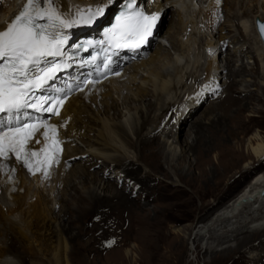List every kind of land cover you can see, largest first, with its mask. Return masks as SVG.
Here are the masks:
<instances>
[{
  "label": "bare ground",
  "instance_id": "bare-ground-1",
  "mask_svg": "<svg viewBox=\"0 0 264 264\" xmlns=\"http://www.w3.org/2000/svg\"><path fill=\"white\" fill-rule=\"evenodd\" d=\"M124 1L116 0V3L106 11V15L98 22L111 18ZM253 1L255 5L253 4L252 6L250 2L247 10L241 15L237 13V8L240 5L239 0H226L224 7L228 9L229 17H231V12H234L231 18L237 21L248 15L252 9L261 8L260 11L255 13L252 22L254 34L259 40L260 36L258 37L259 34L257 35L255 30V21L256 19L264 20V3L260 4V0ZM57 3L61 6L62 11L75 15L78 8L88 9L96 7L98 0H73L72 2L70 0H57ZM158 3H160L162 11H156L155 7L152 8L151 5H148L146 11L159 13L162 18L161 23H163L167 18L166 10H164L161 2ZM179 3L181 5L184 4L183 0H178L174 4L178 5ZM24 5L25 0L21 8H19V0H0V29H4L22 10ZM183 6L185 7V5ZM183 6L181 7L183 8ZM215 14H217V11ZM172 15L168 31L164 33L163 37L158 38L164 40L167 46L175 51L174 56L169 55L165 48L167 46L160 44L156 38L158 45H156L154 51L140 59V61L129 65L127 68L128 72L124 75L112 78L102 85L90 86L85 92L71 98L66 104L62 115L71 117L66 137L74 138V141L67 145L65 152V158H68L67 162L63 161L60 168L52 169L47 177L42 175L31 176L26 169L20 168L14 162L0 163V264H73L71 255H73L74 249L71 241L75 236H72L71 240H69L66 233L69 231L70 226H62L61 223L57 224L58 220L66 218V213L64 212L60 215L61 217L58 216L56 218L54 211L57 207L60 208L62 206L65 208L64 204L67 203L65 200L68 198L67 190L69 189H73L75 192L72 199H70L72 204L69 210L78 212L79 216L94 211L92 203L100 202V200L124 201L123 191L120 190V187L126 183L123 179L119 183H110L111 181L108 179L110 169H115L117 176L121 172L124 175L130 172L132 174L130 176L138 183V190L143 191L147 176L140 178L136 174L139 171V167L136 165L139 157H132L129 149H133L135 155H155V161L157 162L163 157L169 161L173 155L172 160L178 162L179 158H176L174 156L176 154L173 152L176 150H171L174 143H177L181 147L183 155H193L194 157L193 163L192 161L190 162L191 164L189 163L188 172L193 175L196 170H199L200 177L205 178L208 188H210L209 182L211 178L224 174L222 172L225 170L224 168L222 171L218 166L207 170L206 166L208 164L211 165V160L209 159L211 155L217 152L230 154L232 155V157L230 156L231 159L224 158V165H240V162H242L240 160L242 159H238V161L233 159L236 156V152L230 146L231 141H228L227 138L225 139L221 134L210 139H205L203 135L204 130H211L216 128L219 123L222 124L221 117H218V115L212 116L219 111L220 105L224 107L228 103L234 104L235 109L229 110L230 107L228 106L229 108H226L222 118H230L232 127L236 125L241 129L243 127L248 129L246 125L244 126L243 115L246 110L245 101L247 100L248 105H253L252 91L249 90V86L242 91L235 89V87L233 89V86L239 83L236 80L239 77L243 78L241 83L250 84L251 81H245L244 79L246 75L249 74L250 78H255L254 76H257L259 72L250 73L245 68L237 70L231 68L233 62L236 61L233 58L234 56H232L234 51L231 49V45L233 47V44L238 45L240 40L242 42L247 40V28L243 26L244 30L241 31L240 38L231 37L230 34H225L228 29L226 24L232 22L231 20L228 21L226 19L225 22H227L220 24L216 31L213 23L209 21V13L201 10L195 18L196 21L191 19V25L194 26L195 32L184 41L186 26L183 22L182 14L174 12ZM197 18L200 19L202 24L204 21V25L207 28L206 35L211 37L210 42L208 40L205 41L203 34L199 35V32H197L199 29ZM205 20L208 21L207 24H205ZM96 24L93 26L74 27L70 30V35L75 36L76 34L87 33L89 32L87 28H94ZM260 40L259 42L261 43ZM221 41H223L222 44H220ZM196 44H199V47L206 45V48L209 44L214 48L219 47L220 54H224V48L230 47L229 50L232 53H226L228 58L222 62L219 60L217 67L213 66L211 60L204 69L206 62L200 65L198 59L192 61L190 57L195 51ZM248 53L246 52V54ZM184 72V76L179 77ZM223 72L227 73L226 77L222 76ZM209 76H212V81H218L214 88L210 87ZM261 76L264 77V72ZM223 78L227 79L224 85L221 84ZM190 82L194 83V86L196 85L194 89H196L197 93L190 98H184L181 95H184L189 89L190 93L194 90L193 87L190 88ZM200 86L202 87L199 88ZM225 89L227 95L231 93L228 98L224 100V97L222 98L221 96L224 101L220 102V100V103L213 106L207 105L205 111H202L196 121L190 125V134L184 141L177 139L175 126L173 127L174 130L168 135L173 137V142L170 144L169 141H161L159 133L164 130L162 123L164 120L169 121L171 119L175 104L179 100L187 99L185 108L190 109V113L200 109L208 97L216 100ZM209 90L213 92L208 93L207 91ZM173 91L176 92L175 98L177 99L174 100L172 98L169 101V95ZM246 93L250 94V97L243 98ZM181 97L182 99H180ZM257 98V100H263L264 102V99L259 94ZM212 99L211 102L214 101ZM153 107L152 114L151 110ZM180 115L182 116L183 112H180ZM163 116L164 118H162ZM189 116L188 114L185 115L184 122ZM148 126H150V129L145 133L144 131L147 130ZM129 130H133L132 132L137 137L136 142L131 141L129 133L131 131ZM91 133L94 134L93 137L90 136ZM232 134V137L236 136V133ZM230 140H232L231 136ZM78 142L85 145L86 149L83 148L84 146H80ZM74 143L77 145L72 147ZM248 145L250 147L249 151L251 150L250 152H252L256 162L262 161L264 159V139L258 132L250 137ZM218 156L222 157L223 155ZM187 157L185 158L187 159ZM75 161H80V163L75 165L73 164ZM249 164L252 163L250 161L246 162L242 168L244 172L239 169L238 174L248 172L250 169ZM99 165H104L103 169H99L98 173H92L91 170ZM175 166L176 163L174 164ZM160 167L158 163V168ZM132 171L135 173H132ZM256 178V182L254 181L255 183L246 191L247 193H243L244 195L229 207L220 209L222 201L232 195L242 185L243 180L235 181L217 204L211 207L210 203L207 204L209 210L205 212L203 222L198 223L192 229L188 239L189 241L193 240L192 246L195 248L197 258L201 256L199 249L204 242L207 245L205 248L206 254L212 257L210 264L243 263L245 259L243 256H238L236 258L237 261L233 260V256L237 255V253L248 251L249 248L256 246L258 242L264 246V234H262L264 232V196L262 197L261 195V191L264 190V177L258 175ZM62 185L63 188L61 187ZM64 185H66V188H64ZM214 191L215 189H213ZM103 192L104 194H102ZM219 192L221 193V191ZM53 196L54 200L51 199ZM143 207L139 206V209H143ZM218 210L220 211L214 218L207 220L212 213ZM145 217L146 222L149 224L151 222L150 218L147 219V216ZM54 224L57 226L55 230L51 228ZM151 227L153 225H149V228ZM54 234H56V240L53 242L52 236ZM175 234H180V232H175ZM121 239L117 237L105 238V243L122 242ZM183 241H180L177 247H181L184 243ZM17 245H19V248H15ZM132 251L112 250L107 253V256L110 257L108 259L109 264H125V260L121 255L124 253L130 259L133 255ZM22 256H26V260ZM84 262L85 264H91L87 260ZM252 263L264 264V250L258 258H254Z\"/></svg>",
  "mask_w": 264,
  "mask_h": 264
},
{
  "label": "rangeland",
  "instance_id": "rangeland-1",
  "mask_svg": "<svg viewBox=\"0 0 264 264\" xmlns=\"http://www.w3.org/2000/svg\"><path fill=\"white\" fill-rule=\"evenodd\" d=\"M70 1L72 2L73 0ZM250 2L253 6V0H239L240 5L237 8V13L241 15L243 12H245ZM260 2V4H262L264 3V0H260ZM164 10H166L165 12L167 18L162 23L161 31L159 33L161 34V36H157L156 38L164 36V33H166L170 27V20L173 16L172 14H174V12H178L176 8ZM224 10L226 19L228 21H232L226 24L227 28L229 29V31L228 29L227 31H225L226 35L230 34L231 37L235 36L237 39L240 38V33L244 30L243 26L247 28L248 32V37L245 42H242V40H240V42L238 41V45L233 44L234 48L231 45V49L234 51L233 53L230 52V47H226L223 50L224 53H232V56H234L233 58L236 60L235 62H233V65H231V68H235L234 70L245 68L247 69V72L253 73L254 71H258L259 74L257 76H254L255 78H250L249 74L246 75L244 79L245 81H251L250 84L241 83V81H243V78L239 77L236 79L237 81H239V83L233 86V89L235 87V89H239V91H242L249 86V90L252 91L251 96L254 100L253 105H248V102L246 100V110L244 111L243 115L244 126L246 125L248 129H246L245 127L241 129L236 125L232 127V120L230 118H222V115L224 114L226 108L230 107L229 110L235 109L234 104L228 103L224 107L220 105L219 111L212 116L214 117L218 115V117H221L222 124L219 123L216 128H212L211 130H204L205 132L203 136L205 139H210L216 136H220L221 134V136H223L225 139L227 138L228 141H231L230 146H232L236 152V156L233 159H235L236 161H238V159H242L240 160L242 162H240V165L227 166L224 165V161L225 159H231L232 155L224 154V152H217L216 154L211 155L209 158L211 160V165L208 164L206 166L207 170L216 168V166H218L222 171L224 170V168L225 170L222 172L224 174L216 175L217 177L215 176V178H211V181L209 182L210 188H208L205 178L200 177L199 170H196L193 175L188 172L189 165L191 164L190 162L192 161L193 163L194 157L193 155H183L181 153V147L178 146L177 143H174V145L171 147V150H176L173 152L176 154L174 156L176 158H179L178 162L172 160L173 155L170 157L169 161H167L166 158L162 156L163 158L159 159V161L157 162L155 161V155H135L134 150L129 149L132 157H139L138 161L136 162V165L139 167V171L136 174L140 178L142 176L145 177V175L147 176V182L143 185V191L138 190V183L130 176L132 175L130 174V172H127L126 175L121 172V174L117 176L115 169H112L108 172V179H110L111 181L110 183H119L122 179L126 183L125 185H121L120 187V190L123 191L124 201L114 202L110 199L100 200V202L92 203L94 211L79 216L78 212L69 210L70 205L72 204V202H70V199H72V196L75 194L73 189H69L67 190L69 200L68 198L67 200H65V202H67L64 204L65 208H63L62 206L60 208L57 207V209H55L54 211V216L56 218H58V216L62 215L64 212L66 213V218L58 220L57 224L61 223L62 226H70L69 231L66 233L69 240H71L72 236H75V238L71 241L72 247L74 249L73 255H71L73 264H85V260L89 261L91 264H109L108 259L110 257L107 256V253L111 252L114 249H122L123 251L133 250V255L130 259L127 258L124 253L121 255L125 260V264H210L212 257L211 255L206 254L205 248L207 245H205V242L199 249V251L201 252V256L200 258H197L195 254V248L192 246L193 240H188L192 229L198 223L203 222L202 220L205 216V212L209 210L207 204L210 203V207L217 204L220 201V198L226 195L230 186H233L235 181L243 180V182L241 183L242 185L232 195L222 201L223 204L221 203L222 207L220 209L229 207L232 203L239 200L242 195L247 193L246 191L249 190L251 186L256 182V177L258 175H260V177H264V159L260 162H256L255 157L252 155V152H250L251 150L249 151L250 147L248 145V140L250 139V137L257 132L264 139V102L263 100H257L258 94L262 99H264V77L261 76V74L264 72V44L262 43L260 38L259 40L261 41V43L256 38L257 36L254 34V25L252 23L255 13L257 11H260L261 8H256L255 10L252 9L248 13V15L244 16L239 21L231 18L232 13L234 12H231V17H229L228 9L224 7ZM190 13V15L193 14L191 16L192 21H196L195 16H197L199 13L193 10ZM184 19L187 18L184 17ZM189 22L192 23L191 20ZM184 24L187 28L188 22H184ZM255 30L258 35L256 24ZM206 34V32L205 34H203V38L205 41L208 40V42H210L211 37ZM155 45L151 49L150 53L154 51ZM241 45L243 46V48H245L244 50ZM165 48L166 52L169 55L171 54L172 56H174L175 51L172 48H170L169 46ZM194 50V53H192V56H190L191 60L193 61L198 59L200 65L203 64V62L207 63V61H205L203 58L202 59L204 61L201 60V55L198 53L197 49L195 48ZM246 52L252 53L246 54ZM227 58L228 55L220 60L222 62ZM207 65L205 64L204 69L207 67ZM184 74L185 72L182 76L179 77H183ZM226 75L227 73L223 72L222 76L226 77ZM225 79L226 78L222 79L221 84H226L227 79ZM195 86L194 83H191L190 88L193 87L194 89ZM201 87L202 86H200L199 88ZM196 93L197 91L196 89H194L190 94H188L186 98H190ZM226 93L227 92L225 89L224 92L219 96L220 98L218 97L216 100L212 99L211 97V99L214 100L213 102H211V99L208 97V99L205 101V104L200 109L190 113V109L188 110L184 105L181 111L183 112V115L181 116L179 114L175 118L174 122L177 139L179 138V140L184 141L190 134V125L196 121V118L201 115L202 111H205L207 105L213 106L222 102L223 99L226 100L231 94L230 93L227 95ZM224 94L226 95L224 96ZM181 96L183 97V95ZM221 96L222 98H224L222 99ZM175 97L176 92L173 91L171 95H169V101L172 98L176 100L177 98ZM182 97L180 99H182ZM245 97H250V94H244L243 98ZM153 110L154 107L151 110L152 114ZM186 114L190 115V118L188 117L186 122H184V117ZM174 126H167L166 128L164 127V130L159 133V138H161V141H169L170 144L173 142V137L168 135L174 130ZM149 129L150 126H148L147 130H145L144 132L146 133ZM129 131H131L129 132L131 141L136 142L137 137L132 132L133 130ZM232 133H236V136L232 137ZM91 134L90 136L93 137L94 134ZM230 136L232 140H230ZM83 146V148L86 149L85 145ZM218 155L223 156L219 157ZM185 157H187V159ZM249 161L252 163L249 164L250 169L248 170V172L242 173L244 172V170H242L243 166L246 162ZM79 163L80 161L73 162V164L75 165ZM158 163L161 166L160 168H158ZM175 163L176 166L174 167ZM237 166H239L238 169ZM103 167L104 165H99L98 167L93 168L91 172L98 173L101 169H103ZM239 169L242 170L240 174H238V172L240 171ZM132 173L135 172L132 171ZM86 176L88 177V175ZM222 184L225 185V187H223L224 189L222 188ZM64 186V188H66V185ZM61 187L63 188V185ZM213 189H215L214 192ZM218 191H221V193H218ZM102 194H104V192ZM217 194L220 196H218ZM51 199L54 200V196L51 197ZM139 206L144 207L143 209H139ZM219 211L220 210L212 213V216L210 215L207 220L214 218ZM145 216H147V219L150 218V223L152 224H148L146 222ZM92 222L94 223V225ZM149 225H153V227L149 228ZM56 227L57 226L54 224L51 228L55 230ZM175 232H180V234H175ZM262 234H264V232ZM111 237H117L118 239L122 238V242L113 241L114 244L110 242L105 243V238ZM52 238L54 242L56 240V234H54ZM182 240H184L183 245L181 247H177L178 243H180V241ZM134 245L136 246L135 248ZM257 245L249 248L248 251L239 254L237 253V255L233 256V260L235 261L238 256H243L245 258L244 262L239 264H253L252 262H254V258H258L264 250L263 244H260L258 242ZM15 248H19V245H17ZM22 258L25 259L26 256H22ZM15 260L17 259L15 258Z\"/></svg>",
  "mask_w": 264,
  "mask_h": 264
},
{
  "label": "snow or ice",
  "instance_id": "snow-or-ice-1",
  "mask_svg": "<svg viewBox=\"0 0 264 264\" xmlns=\"http://www.w3.org/2000/svg\"><path fill=\"white\" fill-rule=\"evenodd\" d=\"M115 3L116 0H98L96 7L78 8L72 15L62 11L57 0H25L22 10L0 29V159L14 156L33 175L41 170L45 177L49 175V168L62 151L61 142L56 139L57 128L39 119L33 120L27 110L59 115L63 98L50 100L48 95L36 93H46L51 87L49 81L58 79L56 73L61 65L57 58L66 55L70 30L93 26ZM160 20L159 13H149L128 0L116 26L104 33L103 43L106 49H139L148 43ZM261 30L264 31V24ZM108 59L105 55V60ZM102 66L107 68V64ZM45 104L50 106L45 108ZM40 127L47 129L42 135L52 143L44 149L43 161H37L34 166L32 157L38 153L27 145Z\"/></svg>",
  "mask_w": 264,
  "mask_h": 264
},
{
  "label": "water",
  "instance_id": "water-1",
  "mask_svg": "<svg viewBox=\"0 0 264 264\" xmlns=\"http://www.w3.org/2000/svg\"><path fill=\"white\" fill-rule=\"evenodd\" d=\"M258 34L260 36V39L262 43L264 44V31L261 30V24H264V20L256 19L255 21ZM261 195L264 196V191L261 192Z\"/></svg>",
  "mask_w": 264,
  "mask_h": 264
}]
</instances>
